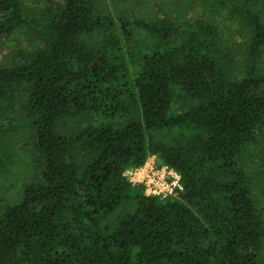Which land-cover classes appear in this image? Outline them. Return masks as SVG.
Returning a JSON list of instances; mask_svg holds the SVG:
<instances>
[{
  "label": "trees",
  "instance_id": "obj_1",
  "mask_svg": "<svg viewBox=\"0 0 264 264\" xmlns=\"http://www.w3.org/2000/svg\"><path fill=\"white\" fill-rule=\"evenodd\" d=\"M5 41L0 264H264V0H0Z\"/></svg>",
  "mask_w": 264,
  "mask_h": 264
},
{
  "label": "built area",
  "instance_id": "obj_2",
  "mask_svg": "<svg viewBox=\"0 0 264 264\" xmlns=\"http://www.w3.org/2000/svg\"><path fill=\"white\" fill-rule=\"evenodd\" d=\"M122 176L130 184L141 186L143 195L159 200L173 198L182 189L176 170L167 164H157L152 155L143 164L125 169Z\"/></svg>",
  "mask_w": 264,
  "mask_h": 264
},
{
  "label": "rangeland",
  "instance_id": "obj_3",
  "mask_svg": "<svg viewBox=\"0 0 264 264\" xmlns=\"http://www.w3.org/2000/svg\"><path fill=\"white\" fill-rule=\"evenodd\" d=\"M15 42L13 41H5L4 43L0 44V60L3 59L8 52H11L16 48ZM264 64V60H262Z\"/></svg>",
  "mask_w": 264,
  "mask_h": 264
},
{
  "label": "clouds",
  "instance_id": "obj_4",
  "mask_svg": "<svg viewBox=\"0 0 264 264\" xmlns=\"http://www.w3.org/2000/svg\"><path fill=\"white\" fill-rule=\"evenodd\" d=\"M177 179H179V177H177ZM176 186H177V187H179L180 185H179V184H177Z\"/></svg>",
  "mask_w": 264,
  "mask_h": 264
},
{
  "label": "crops",
  "instance_id": "obj_5",
  "mask_svg": "<svg viewBox=\"0 0 264 264\" xmlns=\"http://www.w3.org/2000/svg\"><path fill=\"white\" fill-rule=\"evenodd\" d=\"M152 157H154V156L152 155Z\"/></svg>",
  "mask_w": 264,
  "mask_h": 264
}]
</instances>
